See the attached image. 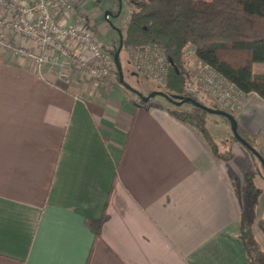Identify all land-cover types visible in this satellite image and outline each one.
Instances as JSON below:
<instances>
[{
    "label": "crops",
    "instance_id": "crops-1",
    "mask_svg": "<svg viewBox=\"0 0 264 264\" xmlns=\"http://www.w3.org/2000/svg\"><path fill=\"white\" fill-rule=\"evenodd\" d=\"M165 107L0 50V264H250L238 219L256 163L238 142L215 159ZM235 120L264 158V101L249 94Z\"/></svg>",
    "mask_w": 264,
    "mask_h": 264
},
{
    "label": "trees",
    "instance_id": "trees-1",
    "mask_svg": "<svg viewBox=\"0 0 264 264\" xmlns=\"http://www.w3.org/2000/svg\"><path fill=\"white\" fill-rule=\"evenodd\" d=\"M125 1L132 9L123 32L119 31L121 46L130 49L157 46L171 61L166 85L150 89L145 95L139 93L143 96L151 92L162 93V96L173 98L175 101L179 100L178 97L189 98L211 111L229 114L233 119L232 125L225 116L220 115L229 126V138L215 141L205 127L206 117L210 111L201 109L199 114L194 115L175 107L164 108L168 114L197 131L215 159L228 161L232 158L231 144L238 142L231 132L233 126L238 136L264 161L262 150L256 147L258 139L237 124L235 111L221 107L211 99H207L208 104L203 103L198 98L199 92L195 95L184 93L185 84L189 80L185 64L187 52L190 50L193 58L209 65L245 97L256 94L264 101V73L253 72L255 63H264V0ZM111 59L113 62V56ZM121 84L135 96V101L140 107L147 108L151 104V98L143 102L137 94L126 87L128 84L124 80ZM246 150L257 165V173L246 172L243 175L238 219L239 238L250 264H264V250L255 236V229L264 234V220L257 219L256 215V208L264 191V176L263 185L259 187L254 177L262 171V165L251 151Z\"/></svg>",
    "mask_w": 264,
    "mask_h": 264
},
{
    "label": "built area",
    "instance_id": "built-area-1",
    "mask_svg": "<svg viewBox=\"0 0 264 264\" xmlns=\"http://www.w3.org/2000/svg\"><path fill=\"white\" fill-rule=\"evenodd\" d=\"M72 12L71 0H0V50L31 62L39 71L46 68L65 85L75 73L94 85L117 81L111 57L90 29L73 21ZM3 30L32 42L34 48L13 44ZM129 53L135 72L157 87L166 85L170 63L161 48L146 46ZM187 56L192 57V51ZM187 76L185 95L199 92L230 110L245 103L246 97L232 83L199 60Z\"/></svg>",
    "mask_w": 264,
    "mask_h": 264
},
{
    "label": "rangeland",
    "instance_id": "rangeland-1",
    "mask_svg": "<svg viewBox=\"0 0 264 264\" xmlns=\"http://www.w3.org/2000/svg\"><path fill=\"white\" fill-rule=\"evenodd\" d=\"M71 3L73 5V21L79 22L90 29L94 33L96 39L102 45L103 50L108 53L110 57H112L114 50L119 46L118 31L123 32L124 25L128 21L129 12L131 11L132 7L125 0H101L100 2H97L96 0H71ZM129 51L130 48L121 46L118 53L123 80L131 88L136 91H140L143 95H145L148 90L155 89L157 86L141 75L134 74L135 71L133 70L130 63ZM186 60L187 63L185 64V69L187 71L195 66L196 60L193 58V56L186 58ZM253 72L264 73V63H255L253 65ZM115 82L116 81L113 83ZM198 96V98L203 103L208 104L207 99H210L209 96L205 94L203 95L201 93ZM151 101L153 103L160 102L168 105L169 107H175L174 104H170V102L160 95L153 96ZM179 109L186 110L194 115L201 112V108L189 103L182 104L181 108ZM240 109L233 111L236 112ZM225 125H227L226 120L219 114H207L205 127L207 128L211 137L215 138L220 136ZM256 147L261 150L263 148L260 142L257 143ZM258 175L261 177L259 185L262 187V171H259ZM254 181L256 182V180ZM256 214L258 219L264 220V191L262 192V196H260ZM255 236L261 248L264 250V234H262V232L256 231Z\"/></svg>",
    "mask_w": 264,
    "mask_h": 264
},
{
    "label": "water",
    "instance_id": "water-1",
    "mask_svg": "<svg viewBox=\"0 0 264 264\" xmlns=\"http://www.w3.org/2000/svg\"><path fill=\"white\" fill-rule=\"evenodd\" d=\"M118 36H119V46H118V49L117 51L114 53L113 55V63L115 65V68L117 69V73H118V80L120 83L123 82V77H122V72H121V69H120V66L118 64V53L120 51V48H121V38H120V33L118 31ZM168 61L170 62L171 64V61L168 59ZM126 87L128 89H131L132 92H134L135 94H137L140 98L141 101L145 102L147 101L149 98H152L153 96L155 95H163L162 93H158V94H155L154 92H151L149 93L148 95L146 96H143L141 95L139 92H137L136 90L132 89L130 86L126 85ZM165 97V96H163ZM168 101L172 102V103H175L176 105H180L181 103H192L194 106H198L200 107L201 109L203 110H206V111H210V113H215V114H219V115H222V116H225L230 124L232 125L233 123V119L229 116V114L223 112V111H211L209 110L208 108H206L205 106L203 105H200L199 103L189 99V98H186V99H183L182 97H178V101H175L173 98H169V97H165ZM231 132H232V135L234 136V138L239 142L241 143V145H243L246 149H248L249 151H251L256 157L257 159L260 161L261 165H262V172H263V176H264V161L261 159V157L259 156V154L250 146L248 145L245 141H243L237 134L236 132V129L235 127L232 126L231 128Z\"/></svg>",
    "mask_w": 264,
    "mask_h": 264
}]
</instances>
